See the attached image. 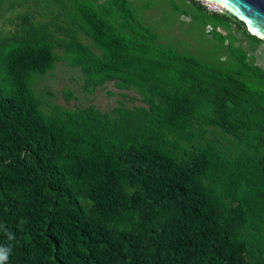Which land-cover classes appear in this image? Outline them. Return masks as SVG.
Here are the masks:
<instances>
[{
  "label": "trees",
  "instance_id": "obj_1",
  "mask_svg": "<svg viewBox=\"0 0 264 264\" xmlns=\"http://www.w3.org/2000/svg\"><path fill=\"white\" fill-rule=\"evenodd\" d=\"M182 1L211 26L206 56L164 44L131 0H0L7 264H264V68L230 31L264 40ZM59 61L84 93L112 83L141 104L52 103L35 84Z\"/></svg>",
  "mask_w": 264,
  "mask_h": 264
},
{
  "label": "rangeland",
  "instance_id": "obj_2",
  "mask_svg": "<svg viewBox=\"0 0 264 264\" xmlns=\"http://www.w3.org/2000/svg\"><path fill=\"white\" fill-rule=\"evenodd\" d=\"M174 1L179 5L180 11H173L170 0H131V3L137 9L138 16L142 22L157 31L164 44H170L182 52H192L206 56L207 52L209 53L206 49L211 48L212 42H215L208 33L211 30V26L205 25L204 31H202L200 23L198 25L192 23L193 18L190 14L195 11L192 6L182 0ZM197 1L206 6L208 10L215 12L225 11L222 7L218 8V5H213L207 1ZM146 2L151 6L144 9L143 5ZM23 10L24 8L14 9L8 13L7 18L13 17L16 13ZM182 10H186V12L183 13ZM1 26L5 30L11 29L6 19L1 23ZM219 31L222 33L227 32V30L221 28H219ZM230 33L238 39L236 46L239 43L242 44L254 56V62L264 68V44H258L253 48L254 44L252 45L251 41L234 28H232ZM80 39L86 44L91 43L89 42L90 40L83 36ZM202 49L204 50L202 51ZM57 53L61 55L60 52L57 51ZM217 56L222 59L225 58L223 48ZM66 91H70L73 94L72 98L68 100L65 98L63 93ZM35 92L45 96V99L50 100L52 103L68 109L92 105L102 111H110L120 105V103L128 107L141 104L139 101L131 100L132 97L136 96L132 91L121 92L112 83H107L103 87L97 88L92 94L84 93L80 70L68 66L65 61L57 62L53 71L36 82ZM46 92H51L54 96H46ZM124 93L126 98L123 97Z\"/></svg>",
  "mask_w": 264,
  "mask_h": 264
},
{
  "label": "water",
  "instance_id": "obj_3",
  "mask_svg": "<svg viewBox=\"0 0 264 264\" xmlns=\"http://www.w3.org/2000/svg\"><path fill=\"white\" fill-rule=\"evenodd\" d=\"M243 22L247 31L264 40V0H212ZM216 4V3H215Z\"/></svg>",
  "mask_w": 264,
  "mask_h": 264
},
{
  "label": "clouds",
  "instance_id": "obj_4",
  "mask_svg": "<svg viewBox=\"0 0 264 264\" xmlns=\"http://www.w3.org/2000/svg\"><path fill=\"white\" fill-rule=\"evenodd\" d=\"M11 249L8 247H0V264H7Z\"/></svg>",
  "mask_w": 264,
  "mask_h": 264
},
{
  "label": "bare ground",
  "instance_id": "obj_5",
  "mask_svg": "<svg viewBox=\"0 0 264 264\" xmlns=\"http://www.w3.org/2000/svg\"><path fill=\"white\" fill-rule=\"evenodd\" d=\"M204 1H207V2H209V3H211V4H213V5H218V8H221L222 6L221 5H219V4H217V2H215V1H212V0H204ZM216 3V4H215ZM223 8V7H222Z\"/></svg>",
  "mask_w": 264,
  "mask_h": 264
}]
</instances>
